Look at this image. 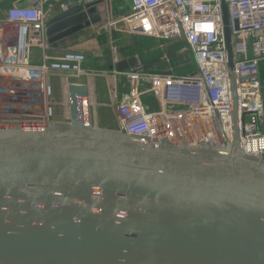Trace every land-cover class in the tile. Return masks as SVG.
<instances>
[{
	"label": "water",
	"instance_id": "obj_1",
	"mask_svg": "<svg viewBox=\"0 0 264 264\" xmlns=\"http://www.w3.org/2000/svg\"><path fill=\"white\" fill-rule=\"evenodd\" d=\"M59 11L45 23L50 45L101 24L92 2ZM222 14L232 69L224 0ZM231 92L224 151L92 126L85 85L68 87V121L0 127V264H264V158L241 151Z\"/></svg>",
	"mask_w": 264,
	"mask_h": 264
},
{
	"label": "built area",
	"instance_id": "obj_2",
	"mask_svg": "<svg viewBox=\"0 0 264 264\" xmlns=\"http://www.w3.org/2000/svg\"><path fill=\"white\" fill-rule=\"evenodd\" d=\"M49 0H29L0 19V127H43L60 109L69 120L68 87L85 85L84 121L97 126L96 109L115 111L117 130L138 141L211 145L224 151L233 139L232 85L235 86L241 151L264 158V0H224L233 50V67L224 37L222 0H130L131 9L119 19L91 27L90 36L113 31L130 36L185 44L195 65L184 76L147 72L138 64L104 77L109 102L94 98L95 72L87 55L53 53L45 35ZM62 1V2H61ZM61 9L91 0H58ZM237 22V28L235 27ZM114 65L116 50L113 52ZM251 53V55H249ZM53 79L60 81V98Z\"/></svg>",
	"mask_w": 264,
	"mask_h": 264
},
{
	"label": "rangeland",
	"instance_id": "obj_3",
	"mask_svg": "<svg viewBox=\"0 0 264 264\" xmlns=\"http://www.w3.org/2000/svg\"><path fill=\"white\" fill-rule=\"evenodd\" d=\"M99 42H100L99 47L101 50L100 53L101 55L94 56L92 54H88L85 67L95 72L94 85H95V92H97L96 98L97 100L98 99L101 100L102 104H106L108 103L107 101H109V97L107 94L106 82L104 77H102V74L108 71V67L111 64V57H110L111 44L109 38H107L106 36L101 37L99 39ZM135 42H137L138 45H136ZM158 44L159 42L157 40L153 41L145 37H134V39L130 40L129 42L125 39L122 42V44L116 46V49H117V54H119V56L122 58H124L126 55L131 53H133V56L138 55L140 58L139 62L147 67L149 64L147 63V61L152 60L154 58V53L155 54L158 53L157 51L152 52L151 49H153V47L157 46ZM167 44L176 46L177 51L179 53L182 54L188 53L186 51V46L183 43L168 42ZM249 55H251V53ZM169 58H170V54L168 53L162 54L160 60H164L165 63L161 66L158 65L152 69L148 66L149 70L147 69V72L162 74V75L169 73L174 74L173 64L170 62ZM184 59H185L184 60L185 63L190 64L189 58L184 57ZM55 96L57 99L60 98V93L56 88H55ZM59 110L60 109L56 110V114L60 112ZM96 112H97V119H96L97 127L106 128V129H117L116 123L113 121V114L111 112V108H109L108 106H103V107L101 106L100 108H98V110L96 109ZM106 120L109 121L106 122Z\"/></svg>",
	"mask_w": 264,
	"mask_h": 264
},
{
	"label": "crops",
	"instance_id": "obj_4",
	"mask_svg": "<svg viewBox=\"0 0 264 264\" xmlns=\"http://www.w3.org/2000/svg\"><path fill=\"white\" fill-rule=\"evenodd\" d=\"M91 2L99 5V9H100L99 14L101 17V24L106 23L109 20V18L116 20V19L123 17L131 9L130 0H91ZM14 6L16 7L17 6H23V7L30 6V2L29 0H0V19L5 16L7 9H9L10 7H14ZM45 10L47 11L48 18H51L52 16L60 12L59 10H61V7L59 4L54 2L52 5L46 4ZM88 31L89 29L83 32L77 33L62 42H58L54 45H51V48L53 49V53L60 54L66 51H76V52H82L86 55L92 54L94 56H100L101 50L99 47L100 46L99 38L101 36H97V37L90 36V32ZM112 34H114V36L116 37V40L114 41L116 43L112 41ZM103 36H106L110 40L111 61L113 60V56H114L113 52L116 50V53H117V49H116L117 44H122V42L125 39L129 42L130 40H133L134 37H140V36H130L128 34H123L117 31H113L110 34H103ZM124 59H127V58H122L119 56V54H117L116 56L117 61L124 60ZM138 64L142 65L141 63H138ZM109 67H108V70H109ZM52 83H53L54 88H56L58 92L60 93V87H61L60 81L58 79H53ZM96 93L97 92H95V96H94L95 100H97ZM97 101L99 103H102L101 100L99 99ZM111 112L113 114V121L116 123V126H117L115 111L112 108H111ZM96 119H97V116H96ZM55 120L65 121L66 118L62 115V112L60 111L58 114H56L55 112ZM108 121L109 120H106V122Z\"/></svg>",
	"mask_w": 264,
	"mask_h": 264
},
{
	"label": "trees",
	"instance_id": "obj_5",
	"mask_svg": "<svg viewBox=\"0 0 264 264\" xmlns=\"http://www.w3.org/2000/svg\"><path fill=\"white\" fill-rule=\"evenodd\" d=\"M100 36L103 37V34ZM145 38H148V37H145ZM149 39L153 40V41L156 40L153 38H149ZM115 40H116V37L114 36V34H112V41L114 42ZM157 41L159 42V44L157 46H154L153 49H151V51L152 52L157 51L158 53L157 54L154 53V58L152 60L147 61V63H149L148 66L151 69L158 66V65H160V66L163 65L165 62H164V60H160L161 55L164 53H168V54H170V58H169L170 62L173 64L174 72L173 71L172 72L174 73V75L184 76L186 74L192 73L195 70L194 62H193L192 57L189 53H187V54L179 53L177 51L176 46L167 44L168 42H171V41H163V40H157ZM114 43H116V42H114ZM135 43H136V45H138L137 42H135ZM178 43H180V42H178ZM117 45H119V44H117ZM130 47H131V45H130ZM130 56H133V53L126 55L124 58H128ZM184 57L189 58L190 64H187L184 62V60H185ZM143 62H144V60H143ZM142 66L147 71L148 66L146 67L143 64H142ZM260 73H261V81L264 85V62L260 66Z\"/></svg>",
	"mask_w": 264,
	"mask_h": 264
}]
</instances>
